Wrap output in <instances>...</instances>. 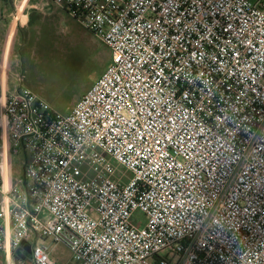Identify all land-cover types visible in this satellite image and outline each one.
Returning <instances> with one entry per match:
<instances>
[{"label": "built area", "instance_id": "built-area-1", "mask_svg": "<svg viewBox=\"0 0 264 264\" xmlns=\"http://www.w3.org/2000/svg\"><path fill=\"white\" fill-rule=\"evenodd\" d=\"M50 1L110 63L59 114L0 60V262L264 264V0Z\"/></svg>", "mask_w": 264, "mask_h": 264}, {"label": "rangeland", "instance_id": "rangeland-1", "mask_svg": "<svg viewBox=\"0 0 264 264\" xmlns=\"http://www.w3.org/2000/svg\"><path fill=\"white\" fill-rule=\"evenodd\" d=\"M12 2L0 0V10L6 13ZM55 9L52 4L48 6V15L42 18L40 26L35 29L31 25L13 41L9 84L13 89L21 78L19 84L46 101L54 112L66 114L105 71L110 53L95 35L72 17L57 16ZM23 162L22 153L11 159L14 181L21 177ZM137 218H142L140 212L134 214V220ZM34 242L48 246L56 264H72L65 244H52L50 240L40 241L39 238ZM17 260L15 257L14 261Z\"/></svg>", "mask_w": 264, "mask_h": 264}, {"label": "crops", "instance_id": "crops-1", "mask_svg": "<svg viewBox=\"0 0 264 264\" xmlns=\"http://www.w3.org/2000/svg\"><path fill=\"white\" fill-rule=\"evenodd\" d=\"M51 4L54 5L50 0H13L9 10L6 13L0 10V60L3 58L7 59L9 71L7 75V85L11 91L15 90L19 85H21L19 84L20 82H18V85L12 89L9 84V79L11 76L9 56L12 43L15 41L16 37L21 31H25L31 25L37 29L42 22V18L48 15L47 7ZM54 6L56 8L54 14L61 17L66 15L69 16L62 9L56 5ZM5 225L7 228L9 227V223H6ZM40 241L44 240L40 239ZM27 244L31 245L30 243H25L24 246ZM21 254L26 256L25 260H28L29 254H27L25 251L21 252ZM16 258L21 260L18 257ZM1 263L3 264V262H0V264Z\"/></svg>", "mask_w": 264, "mask_h": 264}, {"label": "water", "instance_id": "water-1", "mask_svg": "<svg viewBox=\"0 0 264 264\" xmlns=\"http://www.w3.org/2000/svg\"><path fill=\"white\" fill-rule=\"evenodd\" d=\"M24 244L25 243H23L21 247L15 251V256L20 258L21 260H25L26 258L25 255L21 254V252L25 251L27 254H30L31 251V246L28 244L24 246Z\"/></svg>", "mask_w": 264, "mask_h": 264}]
</instances>
